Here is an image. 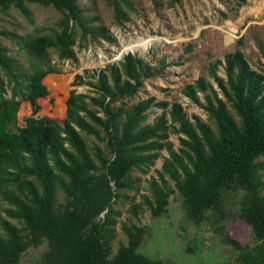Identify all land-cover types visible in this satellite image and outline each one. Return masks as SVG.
<instances>
[{
	"label": "trees",
	"instance_id": "16d2710c",
	"mask_svg": "<svg viewBox=\"0 0 264 264\" xmlns=\"http://www.w3.org/2000/svg\"><path fill=\"white\" fill-rule=\"evenodd\" d=\"M26 3L51 6L59 17L46 33L0 29V37L27 61L21 67L0 44V264H16L21 251L42 240L43 264H174L137 251L142 230L133 224L120 225L126 242L110 253L119 214L113 205L127 199L119 191L134 189L129 172L143 171L162 147L167 156L147 180V192L137 202L129 200L128 212L134 216L143 205L152 216L162 213L172 193L166 185L170 180L189 220L198 223L210 212L219 222L226 217L228 197L241 191L238 215L249 225L251 237L241 247L227 240L236 249L234 264H264V161H258L264 157V62L262 70L252 69L235 49L223 58L224 80L210 70L217 90L201 77L183 85L182 93L192 103L200 104L197 93H202L200 106L212 127L196 117L187 120L176 101L154 102L160 113L142 124L153 97L129 101L152 75V67L133 53L73 74L61 122L31 115L15 126L18 103L33 104L47 95L41 79L60 72L50 63L48 49L58 60H74L75 30L80 40L109 39L76 0H0V13L14 7L30 21ZM120 3L133 10L129 0H110L116 21L125 19ZM80 84L88 86L85 92L74 88ZM36 112L32 106L31 114ZM169 133L178 135L176 149L165 141ZM81 134L102 142L103 149L90 150ZM57 192L62 194L58 205Z\"/></svg>",
	"mask_w": 264,
	"mask_h": 264
},
{
	"label": "rangeland",
	"instance_id": "374dc122",
	"mask_svg": "<svg viewBox=\"0 0 264 264\" xmlns=\"http://www.w3.org/2000/svg\"><path fill=\"white\" fill-rule=\"evenodd\" d=\"M132 11L126 10L125 19L116 21L110 0H76L83 10V15L91 19V24L104 27L109 35L108 40L100 37L79 38L78 30L74 33V60H58L52 49L47 50L50 63L60 69L59 73L46 74L42 84L47 88V95L30 101H20L15 113V126L23 125L24 118L50 117L58 122L64 117L55 106L57 98L64 99L70 88L73 74L97 70L108 63H115L121 57L122 48L133 43L137 38H158L141 51L132 53L142 58L152 67V75L146 77L138 87L135 96L129 101L153 97L145 112L142 124H148L160 113V108L154 102H178L189 121L196 117L201 122L212 127L200 104L202 93L198 92V102L192 103L182 93L183 85L192 83L201 77L210 82L216 89V83L210 70L222 80L224 56L237 49L248 65L255 70H262L264 62V0H129ZM30 21L26 20L14 7L5 13H0V29H6L17 34L26 32L46 33L59 17L51 6L26 3ZM0 44L6 49L21 67L27 63L25 56L14 44L0 37ZM219 60L220 63L214 65ZM79 92H85L86 84L75 85ZM217 90V89H216ZM218 96L221 94L218 92ZM7 97V94H6ZM222 98V97H221ZM32 106L37 112L31 114ZM117 106V104H114ZM233 116L232 110L227 106ZM8 126L13 128V124ZM87 147L94 146L103 149V143L92 136L81 134ZM172 149L178 147V135L169 133L165 138ZM106 153V150H104ZM108 155V153H106ZM167 156L162 147L157 150L152 163L138 171L133 169L129 177L134 180V189L120 190L127 199L119 198L113 205L119 210L113 225V238L110 241V253L118 244L126 242V236L120 229L121 224H133L142 230L137 251L150 257L167 259L174 264H234L235 247L227 240H232L238 246L250 243V227L238 215L240 210V194L228 197L226 217L215 222L210 214L194 223L186 217L182 196L167 180L166 185L172 189L167 197L165 209L158 216H152L145 206H139L132 216L128 212L129 200L137 202L139 195L145 194L146 183L154 171L159 168ZM264 161V157L258 159ZM264 180V170L260 172ZM264 193V188L262 189ZM57 205L62 202V194L55 195ZM3 205H0V212ZM19 227L14 220H9ZM46 250V241L38 245H28L20 252L16 264H43L42 254Z\"/></svg>",
	"mask_w": 264,
	"mask_h": 264
},
{
	"label": "bare ground",
	"instance_id": "6f19581e",
	"mask_svg": "<svg viewBox=\"0 0 264 264\" xmlns=\"http://www.w3.org/2000/svg\"><path fill=\"white\" fill-rule=\"evenodd\" d=\"M155 39L158 38H147V39H143V38H137L133 41V43H130L128 45H126L125 47L122 48V51L120 53H123L125 50H131V51H141L143 50L147 45L151 44L153 41H155ZM64 99L61 98H57L55 106L56 108H59L62 115L64 112V104H63Z\"/></svg>",
	"mask_w": 264,
	"mask_h": 264
},
{
	"label": "water",
	"instance_id": "95a60500",
	"mask_svg": "<svg viewBox=\"0 0 264 264\" xmlns=\"http://www.w3.org/2000/svg\"><path fill=\"white\" fill-rule=\"evenodd\" d=\"M126 53H132V51L131 50H125L122 54H121V56L123 55V54H126ZM121 58V57H120ZM119 58V59H120Z\"/></svg>",
	"mask_w": 264,
	"mask_h": 264
},
{
	"label": "crops",
	"instance_id": "0c3cea01",
	"mask_svg": "<svg viewBox=\"0 0 264 264\" xmlns=\"http://www.w3.org/2000/svg\"><path fill=\"white\" fill-rule=\"evenodd\" d=\"M65 99V98H64ZM58 109V108H57ZM60 110V109H59ZM64 113V112H63Z\"/></svg>",
	"mask_w": 264,
	"mask_h": 264
}]
</instances>
